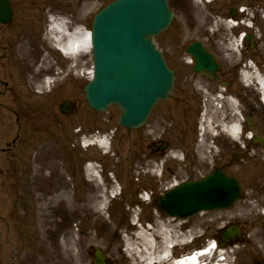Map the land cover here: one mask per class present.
Returning a JSON list of instances; mask_svg holds the SVG:
<instances>
[{
	"label": "rangeland",
	"instance_id": "1",
	"mask_svg": "<svg viewBox=\"0 0 264 264\" xmlns=\"http://www.w3.org/2000/svg\"><path fill=\"white\" fill-rule=\"evenodd\" d=\"M113 1L13 0L14 21L0 24V264H94L96 248L105 252L110 264H135L133 257L124 251L125 234L132 233L133 208L137 213L141 211L140 217L150 221L152 228L161 222L166 224L164 221L171 219L165 216L157 203L152 204L153 197L160 199L183 180L202 178L211 171L214 159L219 158L217 162L226 164L229 173L238 176L244 184L242 198L233 204L229 212L200 215L189 220L185 223L187 231L191 229L195 236L203 234L195 241L199 242L197 245L203 244L207 236L210 237L221 227L222 223L213 218L223 216V221H233L242 230L240 244L233 246V252L227 250L224 255L229 262L264 264L262 151L256 148L248 154L247 147L242 148L245 137L236 140L223 133L217 142L224 141L233 152L236 149L247 152L243 160L224 155L218 147L211 145L214 133L206 134L201 143L196 126L182 129L180 124L186 122L188 114L183 117L184 120L174 110L173 115H167V102H161L154 108L145 126L125 129L119 124L121 110L118 106L112 105L100 112L91 109L86 101L85 86L94 69L92 51L88 49L79 58L69 59L52 46L49 25L62 22L55 28L66 32H78L80 27L90 29L95 11ZM258 3L264 5V0H249L248 4L253 8ZM192 5L193 19L188 28L195 31H191L187 38L192 41L203 30L210 37L208 25L205 28L204 23L198 20L208 16L209 7L199 1ZM172 7L178 13L175 26H172H186L184 15L191 10V6L185 5L184 1L179 5L172 0ZM53 14L66 16L67 20L59 21L57 17L51 22ZM257 23L264 27V21L258 15ZM174 28L155 39L160 49L170 52L172 65L180 72V80L170 103L178 95L181 84L193 85L198 93L205 85L203 81L197 84V79L194 82L191 80L195 77H192L188 59L185 57L179 61L175 57L178 52L171 50L185 43L173 42ZM3 29L8 30V34ZM31 45L37 48H23ZM8 46L15 48L14 60L10 63L11 52L6 55L5 48ZM23 54H28V58H23ZM35 54L39 55L38 60ZM63 74H67L64 75L66 79L61 78ZM52 75L55 77L47 79ZM45 80L54 83L48 87ZM51 87L53 90L49 91ZM242 89L250 96L251 104L258 100L254 99L258 92L253 87L248 91L245 87ZM30 90L31 94L27 93ZM36 92L41 93L43 98ZM66 97L70 98L75 108L70 107L68 114L62 115L60 106ZM258 105L264 110V105L260 102ZM20 108L22 112H14ZM246 114H243L244 121ZM49 118L52 122H48ZM230 118L236 116L229 115ZM105 132L113 136L112 151L115 155H105L97 145L89 151L82 147V138H92L90 133L101 136ZM164 140L171 144L166 154L155 153L153 146ZM74 153L77 156L75 159ZM84 157L87 160L96 159L105 172L111 170V174L119 178L120 182H115V187L120 185L123 197L112 202L114 207L109 213L101 208L108 205V197L104 195L108 190L104 184L106 191L103 193V188L96 182L86 179L83 166L87 160ZM73 162L78 163L77 168L74 167L76 169L72 167ZM164 163L171 167V172L165 170L163 173ZM199 167L204 170L199 172ZM132 168L138 170L133 171ZM140 171L142 175H139ZM161 173L165 179H170V183H165ZM145 175L147 178L143 180ZM92 187L99 188L101 192L92 193ZM149 189L154 191L153 196ZM145 191L152 196V202L144 204L141 201L140 195ZM72 202L76 204L72 205ZM136 206L141 208L138 210ZM177 230L176 226L172 227L173 233ZM188 249H192L191 246ZM176 251L180 255L183 252L182 249Z\"/></svg>",
	"mask_w": 264,
	"mask_h": 264
},
{
	"label": "water",
	"instance_id": "2",
	"mask_svg": "<svg viewBox=\"0 0 264 264\" xmlns=\"http://www.w3.org/2000/svg\"><path fill=\"white\" fill-rule=\"evenodd\" d=\"M170 17L166 0H118L99 15L94 30L99 68L87 89L91 106L120 101L122 123L141 124L168 89L169 74L161 56L146 46L150 35L164 29ZM145 52L154 54L155 62L149 64Z\"/></svg>",
	"mask_w": 264,
	"mask_h": 264
},
{
	"label": "flooded vegetation",
	"instance_id": "3",
	"mask_svg": "<svg viewBox=\"0 0 264 264\" xmlns=\"http://www.w3.org/2000/svg\"><path fill=\"white\" fill-rule=\"evenodd\" d=\"M175 1L178 3L182 2V0ZM248 3L249 0H212L209 6L208 19L211 31L210 37L205 35L206 30H203L199 36L203 40H207L206 45L209 47L216 61L221 65L217 73L218 79L210 84V88L217 91L223 85L228 86L226 88V95L234 96L241 107V111L247 113L248 116L251 115L254 120H252L251 125L246 123L245 127L253 128L255 126L257 133L264 139V110L259 108L258 101H253L252 99L253 102L252 104L250 103V96L242 89L241 83L242 74L245 73V69L250 63L257 65L264 75V27L257 23L255 31L249 28L248 23L250 13L255 19L258 15L263 21L264 5L258 3L255 5L256 7L251 8L249 11L250 7ZM184 20L187 21L185 16ZM232 20L237 22L236 26L233 23L229 25L228 22H232ZM253 24L255 23L253 22ZM191 31L193 29H185L184 26L178 29L174 28V33L178 35V42H181V38H186ZM249 36L250 38L247 39ZM240 39L239 47L235 48L234 44ZM184 46L182 44L178 49L171 48L172 51L178 52L175 57L179 61H182L185 54ZM9 48H12V46ZM164 55L172 63V60L169 58L170 52L164 51ZM238 89L239 92H237ZM187 96V93H183L181 102L182 100L189 99ZM231 148L224 145L220 152L229 157L234 156V158H240L246 153L242 150H235L233 152ZM262 153L264 156V151Z\"/></svg>",
	"mask_w": 264,
	"mask_h": 264
},
{
	"label": "bare ground",
	"instance_id": "4",
	"mask_svg": "<svg viewBox=\"0 0 264 264\" xmlns=\"http://www.w3.org/2000/svg\"><path fill=\"white\" fill-rule=\"evenodd\" d=\"M208 1H211V0H208ZM14 8H15V4H12L9 7V11H12ZM2 14L3 13H0L1 16ZM81 33H82V30H79L77 33L69 36V34L66 33V31L62 29L59 30L57 28H52L51 32H49L48 34L51 38L53 37L54 43H52V46L55 47L56 49L58 47L63 57H65V55H69V53H71L72 55H77V53L80 52V49H82L83 47L84 49H86L87 46L91 48L90 32L87 31L85 34L83 33L81 34ZM54 40H57V42H55ZM35 46L37 45L35 44ZM5 48L9 50L8 47H5ZM41 49L45 50L43 47ZM42 50H40V52H42ZM79 57L80 55L75 56V58H79ZM27 93L31 94V90L28 91ZM36 93L39 95L40 98H43L41 93H38V92ZM14 112H17V114H19L22 111L20 108ZM49 121L52 122L51 118L48 119V122ZM200 125L202 124L200 123ZM238 127L239 126L235 124L233 127H231V130L229 133L233 134L234 137H237V136L239 137L238 130L240 128ZM83 141L84 143L82 147L83 148L88 147L86 149L84 148L86 151H89L92 148V146H95V144H103V146L107 144L106 141H101V140L88 141L84 139ZM132 169L133 171L138 170L137 168L136 169L132 168ZM92 188H94L91 190V191L94 190L92 193L101 192V190H99V188L97 189V187H92ZM72 205H74V203H72ZM164 222H166V224L161 222L155 227L156 229H154L153 232L150 231L151 234L147 231H142L137 234L136 239H133L130 241L129 243L131 245L130 247H132L133 249V253H131V255L133 256V259L135 260V264H154L157 261L160 264H172V262H170L168 258V255L171 253L170 252L171 250L169 249V247L167 248V244H170V243L180 244V243L185 242L187 238L184 235H181L182 237L181 238L179 234L173 233L172 227H173L174 221H164ZM157 236L158 238H156ZM156 250H158V252L155 253ZM198 256L199 255L197 253L196 255L192 256L189 259L183 260L181 262L178 261L176 264H198L199 263Z\"/></svg>",
	"mask_w": 264,
	"mask_h": 264
}]
</instances>
